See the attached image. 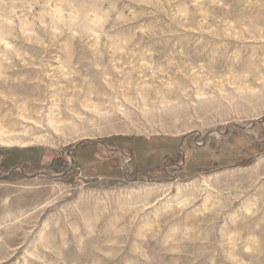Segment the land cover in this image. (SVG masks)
Here are the masks:
<instances>
[{"label":"rangeland","instance_id":"obj_1","mask_svg":"<svg viewBox=\"0 0 264 264\" xmlns=\"http://www.w3.org/2000/svg\"><path fill=\"white\" fill-rule=\"evenodd\" d=\"M0 142V264H264V0H0Z\"/></svg>","mask_w":264,"mask_h":264},{"label":"bare ground","instance_id":"obj_2","mask_svg":"<svg viewBox=\"0 0 264 264\" xmlns=\"http://www.w3.org/2000/svg\"><path fill=\"white\" fill-rule=\"evenodd\" d=\"M37 139H39V138H37ZM3 141V140H2ZM39 141H40V139H39ZM43 141V140H42ZM1 143V142H0ZM1 144H4L5 146H8V147H11V146H13L14 145V142L13 141H4L3 143H1ZM19 147H26L27 145L26 144H19L18 145Z\"/></svg>","mask_w":264,"mask_h":264}]
</instances>
